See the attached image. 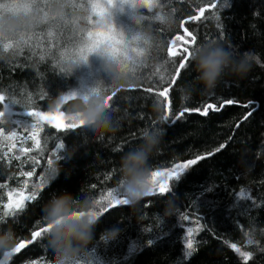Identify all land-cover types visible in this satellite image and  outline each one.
<instances>
[{"label":"trees","instance_id":"trees-1","mask_svg":"<svg viewBox=\"0 0 264 264\" xmlns=\"http://www.w3.org/2000/svg\"><path fill=\"white\" fill-rule=\"evenodd\" d=\"M98 1L0 0V264H264V0H137L91 80Z\"/></svg>","mask_w":264,"mask_h":264},{"label":"rangeland","instance_id":"rangeland-1","mask_svg":"<svg viewBox=\"0 0 264 264\" xmlns=\"http://www.w3.org/2000/svg\"><path fill=\"white\" fill-rule=\"evenodd\" d=\"M138 5L137 0H99L97 7H95L96 34L92 41V50L89 45L87 48V55H84L85 59V75L88 79L97 80L99 77L105 74L107 68L110 65H121L127 62L130 58L129 52L123 47L126 45V33L127 29H124V24L127 23L129 18L131 21L130 13ZM33 21L29 23L32 25ZM91 52V54H90ZM90 54V55H89ZM109 65V66H108ZM85 77V76H84ZM82 82L81 87L85 85L86 78ZM37 122L47 121L55 126L62 127L66 120L65 116L61 114L59 106L53 113L43 115L41 117L36 116ZM17 123V122H16ZM34 126L31 125L32 133L30 135L18 134L13 136L14 144L21 149L25 148V144L31 141L35 142V131L40 124ZM42 176L40 173L38 179ZM43 183V178L39 180V184ZM134 193L136 187L133 188ZM18 190H7L5 192L6 198H8L5 204V212L7 215H11L14 212L21 210L25 204L31 199V196L26 192H19ZM145 192V188L143 189ZM15 192V193H14Z\"/></svg>","mask_w":264,"mask_h":264},{"label":"water","instance_id":"water-1","mask_svg":"<svg viewBox=\"0 0 264 264\" xmlns=\"http://www.w3.org/2000/svg\"><path fill=\"white\" fill-rule=\"evenodd\" d=\"M217 3H218V0H216L215 3H214L212 6H210V7L207 6V7H204V8H202V9H200V13H199V15L196 16L195 18H196V19H200V18H202V15H203L204 11L207 10V9H210V8L215 7V6L217 5ZM173 42H174V41H171L170 46H172ZM174 52H175V48H172V49L170 48V49H169V54H170V55H172ZM188 56H189V54L187 53L186 58H187ZM184 62H185V60L182 61L181 66L184 64ZM164 94H165V92H164ZM211 108H212V107H211ZM169 175H170V174H169ZM161 177H162V179H161V183H163V182H164V179H165V174H162ZM161 183H160V184H161ZM152 190H153V189H152ZM138 199H139V194H138V192H136V200H138ZM129 202H130V201H129L128 199H125V198L120 199V200L116 201L113 205H111V206L107 209V211L113 209L114 207L118 206V205L121 204V203L128 204ZM107 211H106V212H107ZM86 215H93V214H91V213H74V214H72V215H69V216H66V217H62V218L56 220L54 223H52L51 225H49L48 227H46V229L53 227L54 225L58 224L59 222H62L63 220H66V219H72V218H76V217H80V216H86ZM96 218H100V216H96ZM38 233H39V232H37V233L35 234L34 238H36V236L38 235ZM28 244H29V242H28V243H23L22 245H19L18 247H16L15 249H13V250H11L9 253H7V254L5 255L4 259H3L2 264H5V263H6L7 259L9 258V256H10L11 254H13V253L17 250V248H19V247H21V246L26 247Z\"/></svg>","mask_w":264,"mask_h":264}]
</instances>
